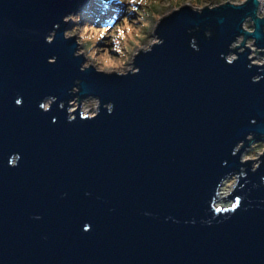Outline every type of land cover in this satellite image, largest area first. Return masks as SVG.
I'll list each match as a JSON object with an SVG mask.
<instances>
[{
    "label": "water",
    "instance_id": "1",
    "mask_svg": "<svg viewBox=\"0 0 264 264\" xmlns=\"http://www.w3.org/2000/svg\"><path fill=\"white\" fill-rule=\"evenodd\" d=\"M87 1L0 0V264H264V165L245 166L238 211L212 208L218 183L242 167L234 146L264 140V69L247 67L251 50L233 65L220 55L248 35L249 16L264 48L257 0L175 8L155 27L164 43L127 77L79 70L63 18ZM76 80L81 98L113 102L114 113L69 123L59 102L39 108L48 96L75 98Z\"/></svg>",
    "mask_w": 264,
    "mask_h": 264
},
{
    "label": "clouds",
    "instance_id": "2",
    "mask_svg": "<svg viewBox=\"0 0 264 264\" xmlns=\"http://www.w3.org/2000/svg\"><path fill=\"white\" fill-rule=\"evenodd\" d=\"M249 2L250 0H221V6L226 4L227 6L241 8ZM120 3L127 6V14L123 15L114 26L98 25L91 21L85 22L83 13H71L63 18V23L74 25L66 29L63 36L65 40L75 39L77 50L74 52V56L76 58H84V62L79 69L81 72L94 69L98 75L107 77H127L129 74L137 75L140 72V68L136 66L137 57L141 53L147 54L151 52L153 50L152 45L156 46L164 43L162 39H156L155 37L147 45L141 43L143 39L141 29L148 28L151 24V20L147 19L142 11V8H146L148 5L149 0H120ZM257 4L256 18L264 20V0H257ZM204 7H207L209 11L220 8L218 5H205ZM204 7L198 8L194 6L191 10L198 14H203L205 11ZM132 13H136V16L133 17ZM153 19L158 23L161 17L156 16ZM59 27V24L55 25V28L58 29ZM189 31L194 30L190 29ZM242 31L248 35L241 34L237 36L229 44L228 53L220 54L221 59H224L228 65H233L240 59L241 54H244L246 50H251L250 55L247 57L251 63L247 67L249 69L253 67L264 69V48L257 47V40L255 39L257 31L256 20L251 16L247 17L242 23ZM206 35L211 38L212 32L208 31ZM56 36L57 32L52 31L46 36V43H54ZM248 36L252 38H248ZM102 42L104 46H101ZM190 46L195 51L200 50L195 37L190 41ZM257 50H259L261 55L256 54ZM48 62L55 64L57 63V58L51 57ZM261 80L262 77L260 75L252 77V83H260ZM81 84V80L75 81V86L69 92L75 98L68 101L67 104L59 101V98L56 96H48L39 103V108L44 112H49L52 110L53 105L59 102L61 110L67 108V121L69 123H73L78 119L77 114H79L81 119H96L99 117L102 107L107 110L108 114L114 113L115 105L113 102L104 104L100 98L94 96L81 98L79 95ZM89 100L94 101L92 107L86 105V102ZM15 103L17 106L22 107L23 98H17ZM56 122H58L57 118H53V123ZM261 142H264V140L257 142L254 134H248L246 142L245 140H241L234 146L231 154L239 156V162L242 167L239 172L228 173L218 183L215 189V198L212 202V208L217 213L223 212L231 215L243 206L244 197L238 195L234 197V194L245 186L241 185L242 178L247 182L248 169L245 166L250 164L251 171L256 173L264 165V149L258 148ZM21 159L22 156L19 153L13 154L9 161L10 166L19 167ZM229 210H231V213ZM205 223L210 226L212 221L208 220ZM85 230H90V225L86 226Z\"/></svg>",
    "mask_w": 264,
    "mask_h": 264
},
{
    "label": "rangeland",
    "instance_id": "3",
    "mask_svg": "<svg viewBox=\"0 0 264 264\" xmlns=\"http://www.w3.org/2000/svg\"><path fill=\"white\" fill-rule=\"evenodd\" d=\"M90 1H91L90 6L94 10L92 12L95 14V17H94L95 20H99L97 16L98 14H101L104 11L111 10V9L118 10L119 11L118 14H122V16L127 14V6L124 4H121L120 0H88L87 3ZM86 4L83 6V8L86 6ZM184 4H190L192 7L195 6L199 8V7H204L205 5L211 6V5L221 4V0H149L148 5L146 6V8H142V11L144 12L146 18L151 20V24L148 28L141 29V36L143 37V39L141 40V43L147 45L150 43V41L154 37L158 39L157 36L154 34L155 30L153 31V28L155 29L157 25V21L153 19V17L158 16L162 18L166 14L172 12L175 8H179L180 6ZM81 10L78 13H80ZM132 16L135 17L136 13H132ZM119 20L120 18L118 20L115 19L113 22V19L108 18V20L105 22L104 25L114 26L116 23L119 22ZM88 21L89 19L86 20L85 22H88ZM69 25L70 26L68 28L74 26L72 24H69ZM101 46H104L103 42L101 43ZM93 104H94L93 100H89L86 102V105L88 107H92ZM258 148L264 149V142H261L258 145Z\"/></svg>",
    "mask_w": 264,
    "mask_h": 264
},
{
    "label": "trees",
    "instance_id": "4",
    "mask_svg": "<svg viewBox=\"0 0 264 264\" xmlns=\"http://www.w3.org/2000/svg\"><path fill=\"white\" fill-rule=\"evenodd\" d=\"M90 5H91V1L88 2L86 6L80 12V13H83L85 21L89 19V21L95 22L97 24H105L108 18L113 19V22H114L115 19L118 20L119 18L122 17V14H118L119 13L118 10L111 9V10H106L101 14H98L97 16L99 20H95L94 19L95 14L92 12L94 10L92 9Z\"/></svg>",
    "mask_w": 264,
    "mask_h": 264
}]
</instances>
